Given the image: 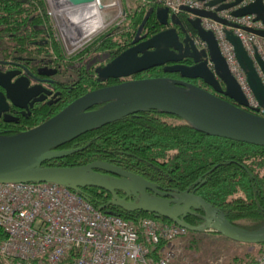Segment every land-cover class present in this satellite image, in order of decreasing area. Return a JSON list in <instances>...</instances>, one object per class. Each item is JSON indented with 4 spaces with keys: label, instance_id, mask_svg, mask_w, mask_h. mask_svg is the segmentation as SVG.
Returning <instances> with one entry per match:
<instances>
[{
    "label": "water",
    "instance_id": "water-1",
    "mask_svg": "<svg viewBox=\"0 0 264 264\" xmlns=\"http://www.w3.org/2000/svg\"><path fill=\"white\" fill-rule=\"evenodd\" d=\"M65 1L74 4L95 2L99 8H104L102 0ZM224 1L228 0H211L208 4H220L218 9H226L243 0ZM181 9L187 14L186 18L171 13L164 6L150 8L132 46L96 68L100 80L130 77L157 67H162L165 73L177 74V77H143L103 87L75 99L62 111L29 130L0 135V183L54 182L75 192L82 187H96L111 193L112 202L127 211L151 212L190 231H216L240 243H264V226L249 230L233 224L225 213L191 187L183 191L160 189L155 182L102 160L80 166H43L47 160L80 150H59L65 143L148 109L177 116L210 135L264 146V59L258 52L252 57L233 30L225 29L226 38L233 46L259 104L251 107L222 54L215 33L203 27L202 19L211 17L224 25L229 22L206 9L189 6ZM153 14L164 28L150 36L142 34ZM248 14L256 15V19L264 23L263 0H253L233 11L235 16ZM244 29L264 37L262 29ZM197 40L206 45L201 47ZM14 77L13 72L0 73V86L6 90V94L0 92V117L9 110V102L23 106L19 99L28 101L33 97L29 79L13 81ZM105 102L104 106L91 109ZM4 120L11 121L12 118L5 114ZM118 191L124 192L125 196L121 197ZM199 210L205 212L204 222L197 226L189 224L186 216Z\"/></svg>",
    "mask_w": 264,
    "mask_h": 264
},
{
    "label": "trees",
    "instance_id": "trees-1",
    "mask_svg": "<svg viewBox=\"0 0 264 264\" xmlns=\"http://www.w3.org/2000/svg\"><path fill=\"white\" fill-rule=\"evenodd\" d=\"M139 2L133 11L127 9L123 25L99 35L80 53L69 56L59 39L54 20L47 14L46 0H0L1 51L8 54L13 50L22 53L29 48L37 50L38 46L32 45V42L47 34L49 42L46 50L52 57L70 61L76 68L104 64L131 45L147 11L159 6L157 0ZM180 16L186 18L187 14L182 12ZM163 28L153 14L143 32L150 36ZM173 75L157 67L136 76ZM46 120H35L31 126ZM58 149L80 150L47 160L43 166H80L96 160L107 161L139 174L165 190L183 191L191 187L196 194L225 213L230 222L240 227L257 230L264 226V146L210 135L177 116L148 109L88 131ZM77 193L100 211L133 222L142 217L171 222L151 212L127 211L112 202L111 193L100 188L82 187ZM118 194L125 196L122 191ZM204 219L205 212L199 210L189 215L186 221L197 226ZM210 232V237L217 234L236 244L259 248L255 254H230L224 264H264L258 259L262 251L264 254V243H240L216 231ZM203 235L189 231L188 243L200 241ZM5 238L6 233L0 228V244ZM0 264H5L1 254Z\"/></svg>",
    "mask_w": 264,
    "mask_h": 264
},
{
    "label": "built area",
    "instance_id": "built-area-1",
    "mask_svg": "<svg viewBox=\"0 0 264 264\" xmlns=\"http://www.w3.org/2000/svg\"><path fill=\"white\" fill-rule=\"evenodd\" d=\"M209 1L157 0L159 6L169 8L171 13L180 15L181 8L189 6L216 12L229 22L224 25L211 17L202 19L203 27L215 33L222 54L250 106L258 107L225 29L233 30L252 57L258 52L264 59V37L244 29L264 30V23L254 14L233 15L234 10L253 0H243L226 9H218L220 4L209 5ZM46 4L47 14L55 22L67 55L80 53L94 38L103 34L98 33L103 24L100 14L103 8L95 2L74 4L65 0H46ZM108 6L104 4V8ZM90 7L99 11L100 20H95L84 32L82 25L74 19L79 9ZM197 41L201 47L206 45ZM0 228L6 233L0 244L5 264H173L179 251L177 240L190 231L152 217L133 222L104 213L82 195L54 182L0 183ZM261 263H264V255Z\"/></svg>",
    "mask_w": 264,
    "mask_h": 264
},
{
    "label": "flooded vegetation",
    "instance_id": "flooded-vegetation-1",
    "mask_svg": "<svg viewBox=\"0 0 264 264\" xmlns=\"http://www.w3.org/2000/svg\"><path fill=\"white\" fill-rule=\"evenodd\" d=\"M188 30L191 34L193 33L189 26ZM48 42L49 35L43 34L38 40L32 42V45L38 46L39 49L29 48L23 53L13 50L5 54L1 51L2 47L0 46V73H15L13 81L16 78H28L33 92V97L30 100H18L23 106L9 102V110L2 113L0 117V135H13L29 130L35 127L31 126V123L35 120H44L56 115L72 101L91 91L132 79L143 78L132 75L130 77L100 80L96 68L107 64L111 60L104 64L76 68L75 65L69 63L70 61L52 57L50 52L46 50ZM130 46H132V41ZM40 47H44V50ZM171 77H177V74ZM197 84H201V82L197 81ZM0 92L6 94V90L2 86H0ZM105 104L106 102L101 103L91 109H97ZM5 114H8L12 120L5 121ZM159 188L163 189L160 186ZM189 215L191 214H188L186 218Z\"/></svg>",
    "mask_w": 264,
    "mask_h": 264
},
{
    "label": "rangeland",
    "instance_id": "rangeland-1",
    "mask_svg": "<svg viewBox=\"0 0 264 264\" xmlns=\"http://www.w3.org/2000/svg\"><path fill=\"white\" fill-rule=\"evenodd\" d=\"M102 2L109 6L100 10L103 24L98 29V33H105L113 27H119L118 25L120 24L123 25L127 9L133 11L140 3L139 0H102ZM90 62L92 63V60ZM165 118L173 122H181L176 118ZM176 244V248L179 251L177 252V256L173 264H224L227 256H241L247 252L255 254L259 249L258 247H254L249 250L245 246H238L236 243L223 239L222 237L213 238L206 235H203L200 241L188 243L187 234L183 238H179ZM263 255L262 251V253L258 256L260 262L263 260Z\"/></svg>",
    "mask_w": 264,
    "mask_h": 264
},
{
    "label": "bare ground",
    "instance_id": "bare-ground-1",
    "mask_svg": "<svg viewBox=\"0 0 264 264\" xmlns=\"http://www.w3.org/2000/svg\"><path fill=\"white\" fill-rule=\"evenodd\" d=\"M78 16L74 19L78 24L82 25L83 31L86 32L92 27L93 22L100 20L99 11L95 7L79 9Z\"/></svg>",
    "mask_w": 264,
    "mask_h": 264
},
{
    "label": "crops",
    "instance_id": "crops-1",
    "mask_svg": "<svg viewBox=\"0 0 264 264\" xmlns=\"http://www.w3.org/2000/svg\"><path fill=\"white\" fill-rule=\"evenodd\" d=\"M197 233H199V234H204V235L206 234V235H209V236H211V234H212L210 231H208V232H197ZM212 236H213V235H212ZM215 237H219V238H221L222 236L217 235V234H216V235L214 234L213 238H215ZM182 238H183V237H182ZM222 238L225 239L224 237H222ZM233 243H235V242H233ZM237 245H238V246H242V247L245 246V247H247L249 250L254 248V246H250V245H247V244H237ZM222 263H223V262H222Z\"/></svg>",
    "mask_w": 264,
    "mask_h": 264
}]
</instances>
